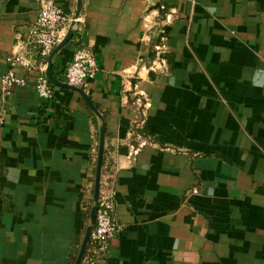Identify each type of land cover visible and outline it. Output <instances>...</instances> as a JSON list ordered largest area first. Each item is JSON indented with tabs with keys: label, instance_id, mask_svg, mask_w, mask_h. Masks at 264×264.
I'll return each mask as SVG.
<instances>
[{
	"label": "crops",
	"instance_id": "1",
	"mask_svg": "<svg viewBox=\"0 0 264 264\" xmlns=\"http://www.w3.org/2000/svg\"><path fill=\"white\" fill-rule=\"evenodd\" d=\"M76 1L54 0L69 18ZM38 10L0 0V78L28 63L0 82V264H73L92 202L100 120L76 91L36 92ZM73 30L52 72L94 53L81 88L118 225L94 264H264V0H82Z\"/></svg>",
	"mask_w": 264,
	"mask_h": 264
},
{
	"label": "built area",
	"instance_id": "2",
	"mask_svg": "<svg viewBox=\"0 0 264 264\" xmlns=\"http://www.w3.org/2000/svg\"><path fill=\"white\" fill-rule=\"evenodd\" d=\"M38 2L39 10L32 27V39L38 46L40 55L45 58L60 42L72 18H69L64 10L55 4L54 0H38ZM18 62L28 64L21 58L10 59V69L0 78L1 88L5 91L14 85L23 83V79L16 76L12 68ZM163 66L161 60L151 63V67L159 69L160 72L163 71ZM95 68L96 62L93 51L78 42L70 62L64 69L63 81L81 87L93 76ZM35 90L41 98L51 95V83L46 77L44 68H40L37 74ZM191 193L197 194L198 188L194 187ZM117 231L118 225L113 212L111 196L99 192L93 228L80 264H94L95 259L104 254L108 241L116 235Z\"/></svg>",
	"mask_w": 264,
	"mask_h": 264
},
{
	"label": "water",
	"instance_id": "3",
	"mask_svg": "<svg viewBox=\"0 0 264 264\" xmlns=\"http://www.w3.org/2000/svg\"><path fill=\"white\" fill-rule=\"evenodd\" d=\"M82 6V0L76 1V8L74 11V14L72 16V19L69 23V26L60 40L58 44L51 50L49 55L46 59V67H45V74L48 79V81L57 86H61L64 88L71 89L73 91H76L84 100V102L87 104V106L91 109V111L99 118L100 125L98 128V144H97V155H96V164H95V172H94V183H93V192H92V203L89 209L88 214V224L85 227L84 235L81 240L79 250L77 252L76 258L74 260L73 264H80L81 259L83 257L86 245L89 240V235L93 228V222L95 219V214L97 210V203H98V197L100 192V179H101V170H102V163H103V155H104V140H105V122L103 115L100 113L96 105L92 102L90 97L84 92V90L81 87L70 85L62 80L57 79L53 72H52V57L64 46L68 43V41L71 39L73 35V28L75 24L77 23V18L79 17V13Z\"/></svg>",
	"mask_w": 264,
	"mask_h": 264
},
{
	"label": "trees",
	"instance_id": "4",
	"mask_svg": "<svg viewBox=\"0 0 264 264\" xmlns=\"http://www.w3.org/2000/svg\"><path fill=\"white\" fill-rule=\"evenodd\" d=\"M52 85V84H51ZM96 155H97V151H96V154H95V158H94V165L96 164ZM107 169V167H106V165H105V152H104V155H103V163H102V170H101V175H103L104 174V172H105V170ZM93 183H94V178H93V180H92V185H91V187H90V190H89V192H90V194H91V197H92V192H93ZM100 192H101V186H100ZM91 198H90V200H89V203H88V206H87V211H89V209H90V206H91Z\"/></svg>",
	"mask_w": 264,
	"mask_h": 264
}]
</instances>
